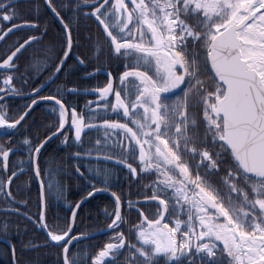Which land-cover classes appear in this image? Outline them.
I'll use <instances>...</instances> for the list:
<instances>
[{"label": "snow or ice", "instance_id": "snow-or-ice-1", "mask_svg": "<svg viewBox=\"0 0 264 264\" xmlns=\"http://www.w3.org/2000/svg\"><path fill=\"white\" fill-rule=\"evenodd\" d=\"M17 2L0 0V41L14 31L39 35L23 37L0 57V129L22 128L42 101L52 102L53 112L59 110L50 135L35 144L22 141L35 178L43 174L41 151L54 137L62 136L69 147L82 146V136L91 131L103 135L90 149L77 151L75 159L91 162L94 157L123 166L133 177L156 176L147 198L154 211H139L138 222L129 227L138 243L123 230L130 222L122 214L121 197L111 192L114 206L107 229L113 236L91 264H105L109 256L107 264H116L125 249L123 264H161V258L163 264H264V0H77L74 6L62 5L71 8L77 23L81 15L94 18L101 32L98 58L106 44L108 55L121 60L124 71L118 80L108 73L105 85L94 89L97 108L89 101L86 113L69 108L59 89L45 96L34 87L30 103L11 116L5 97L23 91L15 86L20 71L16 61L48 32L47 26L41 31L29 19L17 22ZM44 3L61 25V54L53 65L60 73L72 54L75 29L54 0ZM14 151L11 143L0 145V193L9 205L4 211L19 213L11 191L18 176L14 170L7 175ZM76 172L85 176L79 166ZM95 172L104 187L90 183L88 197L111 186L112 169L98 167ZM44 189L41 180L42 203ZM79 208L77 203L71 220L63 228L56 226L58 230L44 223L43 212L38 217L62 250V264H83L70 247L84 238L73 234ZM9 227L7 221L0 224V235L7 237ZM9 244L15 256V246Z\"/></svg>", "mask_w": 264, "mask_h": 264}, {"label": "trees", "instance_id": "trees-1", "mask_svg": "<svg viewBox=\"0 0 264 264\" xmlns=\"http://www.w3.org/2000/svg\"><path fill=\"white\" fill-rule=\"evenodd\" d=\"M54 2L57 5L58 10L62 11L63 16L67 20L73 21V28L75 31H73L74 47L72 52H78L79 57L85 61L84 64H80L78 88L85 90L104 86L107 82V78L103 74L93 72L94 75H89L87 77L85 76V73H87L88 70L90 71L101 66L109 68L114 77L118 74L116 72H118V63L120 60L108 55L106 44L104 46L103 55H100L98 58L96 41L97 38L101 36V32L95 20L93 18H84L83 15H81L77 23L74 21V13L71 8L61 7L65 4H71L74 6L77 0H54ZM15 8L18 17L20 18L17 22H20L23 19H29L37 22L41 27V31H43L45 25L48 28L47 35L44 36L39 43H34L31 47H28L23 51L20 54L19 59H34L45 56L57 57L60 55L63 34L57 22L45 8L43 2L41 0H21L16 3ZM86 10H88V8H86L85 11ZM47 19H49V21H46ZM30 34L39 35V33H32L29 30L16 31L9 35L2 44H0V48H2L3 45H8L7 50L10 51L18 42H22L23 37ZM45 44L48 45V52L43 48ZM106 58L111 59V62H105L104 59ZM16 63L20 68V71L15 74L17 76L15 82L16 86L23 88V81L19 79L20 77H24L31 81L34 85L31 89L41 82L40 76L42 77L44 73L41 70V66L37 70L36 68H33L32 65L29 66L24 62L20 63L17 61ZM114 66L115 71L112 69ZM89 98V95H79L80 113L87 112L81 108V105H83ZM68 100L70 102V97H68ZM46 117H50L47 122L45 121ZM56 123V120L52 119L50 113L38 109L37 113L33 114L30 124L24 125L27 126L26 130L32 132L31 134H39V137L42 139L50 133L49 129H54ZM98 135L102 136L103 133H97L95 131L88 132L87 136H82L84 144L78 146L74 151L84 152L90 149ZM60 149L59 143L51 141L44 149H42L39 157V163L43 172L40 180L45 182L44 223H47L49 228L54 230H58L56 226L59 228L65 227V222L69 221L70 213L75 204L85 197L87 192L92 191L90 183L95 184L97 188L104 187L103 183H101L102 178L96 175L95 169L98 168L96 165H99V168L112 169L113 175L109 181L111 186L108 191L116 192L117 195L121 197V210L122 214L125 216L124 197L126 194L123 190L122 167L102 162L77 160L71 157V153L65 156L63 154L64 149L62 148L61 151ZM77 166H79L80 170L85 173L84 177H81L76 172ZM49 172L51 175H49ZM135 179L136 177H133L130 174L128 175L129 198L146 197L147 193L135 190ZM18 181H20V183L23 182L24 185L21 186L23 188L21 193L12 191L11 188L14 197L21 200L20 206L15 208H18L19 211L26 214L27 217H23L15 212H5L0 210V224L7 221L10 226L8 236L4 237L3 235H0V237L9 240L11 245H14L16 249L13 264H62V250L55 244V242L50 241L44 235L43 230L39 225L40 197L34 175L30 173V175L26 176L22 181L20 179H18L17 182ZM17 182L14 184L16 189ZM49 183L52 184L51 190L48 188ZM150 203L151 202L143 203L142 206H148ZM113 206L114 198L108 193L99 192L92 197H89L77 210V219L74 224L73 234L77 236L80 234L87 235L107 227V224L111 222ZM5 207L9 206L6 204L3 194L0 193V209ZM139 211H144L145 215H149L153 212V209L147 207L145 211L143 207L141 210H137L133 206L130 207V210L125 216L130 223L129 225L123 226V230L132 243H138V241L135 240L134 235L129 233V227L132 223L138 222ZM29 217L31 219H29ZM112 236L113 233L109 230L104 234L82 238L79 241H73V244L70 245L72 254L74 256L79 255L83 264H91V258L95 256L105 243L111 242ZM127 255V250H122V254L116 264H123ZM163 259L164 258H161V264H163ZM107 261L108 260H105V264H107ZM0 264H12L9 248L3 243H0Z\"/></svg>", "mask_w": 264, "mask_h": 264}, {"label": "flooded vegetation", "instance_id": "flooded-vegetation-1", "mask_svg": "<svg viewBox=\"0 0 264 264\" xmlns=\"http://www.w3.org/2000/svg\"><path fill=\"white\" fill-rule=\"evenodd\" d=\"M41 1L43 2L44 6H45L44 1L43 0H41ZM45 8L47 9L46 6H45ZM89 10L90 9L88 8V10H86V11H89ZM49 13L52 15L53 19L57 22L58 26L61 28L59 21L55 19V17L53 16V14L50 11H49ZM46 21H49V19H47ZM7 46L8 45H3V47L0 48V57H5L6 54H8L10 52L7 50ZM43 48L46 52H48L49 48H48L47 44H45ZM71 55H73V56H71L70 59L66 62V66L62 69V71L60 73H57L55 78L46 87H44L41 90V94L45 95V96L46 95H56L57 90L59 89L60 95L63 97V100L66 102V105L69 108L74 107L77 112H80L79 95H81V94L84 96L89 95L90 98L88 100H86V102L83 105H81V108L88 111L89 109L86 107V105L88 104L89 101L93 102L91 105V108H97L98 96L92 95V94L80 93V91L81 92H93L94 89L81 90L78 88V80L80 77V75H79L80 63L77 60V57H79V54H78V52L75 53V51H74V52H72ZM17 61L20 63L24 62L25 64H27L29 66H31L33 64H39L41 66V70L44 73H43L42 77L40 76L41 82L36 86V88H40L41 85L43 83H45L51 77V75L55 71L53 65H55L59 62L57 60V57H49V56H45V57H41V58H34V59H18ZM104 61L108 63V62H111V59L106 58V59H104ZM118 67H119L118 72H116L118 74L114 76V78H117V80H118L120 73H122L124 71L123 62L121 60L118 63ZM97 69H98V71H97ZM112 69H113V71H115L114 70L115 66L112 67ZM93 72L94 73L99 72V73L103 74L106 78H108V73H111L109 68L98 66V67H96L90 71L88 70L87 73H85V76L88 77L89 73H93ZM26 80H27V84L25 85L23 83V88H22L23 91L20 94L10 95V96L5 97L4 102H6L8 104L9 115H11V116H15V115L19 114L22 110H24V105L30 103V100L28 98L29 95L26 97H18L20 95L30 94L33 90L31 88L34 85L31 83V81L29 79H26ZM69 83H70V85H69ZM15 86H16V84H15ZM16 87L21 88L18 86H16ZM71 89H76L78 94H74L71 91H69ZM177 93H179V90H177ZM0 95H2V94H0ZM68 97H70V102L68 100ZM173 99H175V98L173 97ZM52 108H53L52 102L42 101L38 107H35L34 112L31 114V116H29L27 118V122L24 124H30L31 119L33 117V114L37 113L38 109L42 110L43 112L50 113L52 119L56 120V122H57L58 117H59V110L57 109L56 112H53ZM97 110H99V109H97ZM49 119H50V117H46L45 121L47 122ZM26 127H27L26 125H23V127L19 128L18 130H8V133H5L2 129H0V131H1V133H0V145L7 146V145H9V143H11V146L15 149V151L13 153H10V156H9L7 175H11V172L13 170L16 171L18 178L13 177L14 180H13V183L11 185V188H12V191H16L17 193L22 192L23 188L21 186L24 185L23 182H21V183H20V181L17 182L18 179H20L22 181L26 176L30 175V173H32L35 177L34 171L30 170V168H29V159L30 158H29L28 146L24 145L22 143V141L25 138H27L33 144H35L37 141H41V140L45 139L47 136L46 135L41 139L39 137V134H31L32 132L29 130H26ZM50 134L51 133H49L48 135H50ZM69 135H71V132H69ZM62 140H63L62 136L59 138L54 137L52 139V141H56L57 143H59L61 149L62 148L64 149L63 154L65 156L68 155L69 153H71L70 154L71 157L74 158V154L77 152V151H74V149H77L79 145L72 144L69 147V146L65 145L64 143H62ZM69 143H71V141ZM61 149H60V151H61ZM121 167L123 169V173H122L123 190L126 194L124 197L125 216L127 215L128 211L130 210V207H132V206L137 210H141V208L143 207L144 210L146 211L148 206H144V205L142 206L143 203L135 204V201L148 198L152 195V192L155 188L153 181L156 180V176L143 174L141 176L136 177V179H135V184H136L135 190L142 191L143 193H147V195H146V197L129 198V196H128V192H129L128 175L130 173L128 172V170L126 168H124L123 166H121ZM0 175H4V173H0ZM35 180H36V178H35ZM16 182H17V189L14 186V184ZM15 199H16L17 203L13 207L20 206L21 200H19L17 198H15ZM6 204H8V203L6 202ZM129 204L131 206H129ZM5 208H8V207H5ZM5 208H3V209H5ZM153 211H154V209H153ZM18 214L22 215L23 217H27L25 214L21 213L20 211ZM10 259H11V256H10ZM11 262H12V260H11ZM13 263L14 262H12V264Z\"/></svg>", "mask_w": 264, "mask_h": 264}, {"label": "water", "instance_id": "water-1", "mask_svg": "<svg viewBox=\"0 0 264 264\" xmlns=\"http://www.w3.org/2000/svg\"><path fill=\"white\" fill-rule=\"evenodd\" d=\"M21 0H18V2H20ZM44 1V0H43ZM46 6V5H45ZM50 11V10H49ZM51 12V11H50ZM54 16V15H53ZM60 24V23H59ZM6 30V29H5ZM14 32H16V31H14ZM13 32V33H14ZM12 34V33H11ZM10 35V34H9ZM8 35V36H9ZM7 36V37H8ZM6 37V38H7ZM3 41H0V44L2 43ZM57 75V73H55V71H54V73L51 75V77L45 82V83H43L41 86L42 87H40L41 88V90L44 88V87H46L54 78H55V76ZM80 93H83V94H92V95H96V96H98V93H96L95 91H93V92H81L80 91ZM29 94H26V95H20V96H18V97H26V96H28ZM0 133H1V131H0ZM81 160H86V161H89V159L88 158H84V159H81ZM91 161H96L95 160V158L93 157V159L91 160ZM96 162H102V163H107V164H111V165H116V164H114V162H105V161H103V160H101V161H96ZM117 166H121V165H117ZM36 182H37V186H38V190H39V197H40V213L41 212H43L44 213V209H45V204H44V201H43V203L41 202V193H40V182H41V180H40V178L38 179V178H36ZM99 192H105V193H108V194H110L111 195V192L110 191H99ZM99 192H96V193H99ZM95 193V194H96ZM89 197L86 195L85 197H83L82 199H80L77 203H80V205L85 201V200H87ZM81 201H83L82 203H81ZM146 202H151L149 199H147V198H145V199H141V200H136L135 201V204H139V203H146ZM76 203V204H77ZM75 204V205H76ZM75 207V206H74ZM73 207V208H74ZM0 210H3L4 211V209H0ZM73 210V209H72ZM71 213H72V211H71ZM71 213H70V217H69V221L71 220ZM40 215V214H39ZM25 216V215H24ZM39 225H40V222H39ZM42 230H43V233H44V235L48 238V236H47V231L46 230H44L43 228H41ZM109 230L107 229V227H105V228H103V229H100V230H98V231H95V232H93V233H90V234H87V235H84V238H89V237H94V236H97V235H100V234H104V233H106V232H108ZM49 240H50V238H48ZM0 243H3V244H5V245H7L8 246V248H9V251H10V256H11V260H12V262H14V256H13V254H12V252H11V247H10V244H9V240H7L6 238H3V237H0ZM105 260H110L111 259V257L109 256V257H106V258H104Z\"/></svg>", "mask_w": 264, "mask_h": 264}, {"label": "rangeland", "instance_id": "rangeland-1", "mask_svg": "<svg viewBox=\"0 0 264 264\" xmlns=\"http://www.w3.org/2000/svg\"><path fill=\"white\" fill-rule=\"evenodd\" d=\"M96 165V164H95ZM96 166H98L99 167V165H96Z\"/></svg>", "mask_w": 264, "mask_h": 264}]
</instances>
